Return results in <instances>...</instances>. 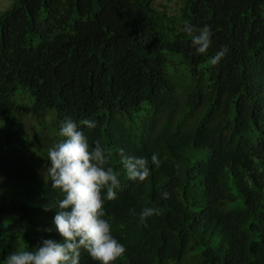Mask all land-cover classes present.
Returning a JSON list of instances; mask_svg holds the SVG:
<instances>
[{
  "label": "trees",
  "instance_id": "1",
  "mask_svg": "<svg viewBox=\"0 0 264 264\" xmlns=\"http://www.w3.org/2000/svg\"><path fill=\"white\" fill-rule=\"evenodd\" d=\"M185 24L210 26L205 54ZM66 118L121 174L104 204L126 248L114 264H264V0L1 4L0 264L61 239L46 169ZM123 156L148 160L143 182ZM145 207L161 211L148 227Z\"/></svg>",
  "mask_w": 264,
  "mask_h": 264
},
{
  "label": "clouds",
  "instance_id": "2",
  "mask_svg": "<svg viewBox=\"0 0 264 264\" xmlns=\"http://www.w3.org/2000/svg\"><path fill=\"white\" fill-rule=\"evenodd\" d=\"M183 31L191 38L198 54L208 51L212 42L210 26L198 28L185 24ZM226 54V48L216 52L210 65H218ZM82 125L94 129L96 121L85 119ZM58 135L62 139L47 152L50 166L46 174L51 188L58 190L62 199L55 206L46 205L45 210L56 209L53 224L61 239H44L43 245L35 251L17 250L6 258V264H80L84 252L97 264H114L125 254L126 248L112 234V226L105 219L104 204L105 200L117 198L121 174L114 171L110 154L101 143L97 141L91 146L88 137L71 118L61 122ZM151 161L160 167L161 161L155 153ZM122 163L132 181L143 182L149 175L148 160L144 157L123 156ZM163 197L167 199L170 194L164 192ZM160 214L157 208L145 207L138 214L139 223L148 227V219Z\"/></svg>",
  "mask_w": 264,
  "mask_h": 264
},
{
  "label": "rangeland",
  "instance_id": "3",
  "mask_svg": "<svg viewBox=\"0 0 264 264\" xmlns=\"http://www.w3.org/2000/svg\"><path fill=\"white\" fill-rule=\"evenodd\" d=\"M7 1L9 0H0V5L1 4H7ZM159 0H154V4H156V2H158Z\"/></svg>",
  "mask_w": 264,
  "mask_h": 264
}]
</instances>
